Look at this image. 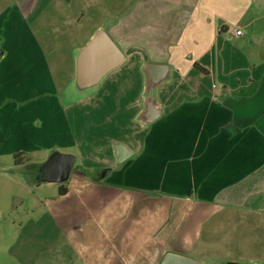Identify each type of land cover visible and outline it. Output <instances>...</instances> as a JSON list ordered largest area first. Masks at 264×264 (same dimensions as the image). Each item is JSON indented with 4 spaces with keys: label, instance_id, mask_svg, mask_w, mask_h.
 I'll use <instances>...</instances> for the list:
<instances>
[{
    "label": "crops",
    "instance_id": "obj_1",
    "mask_svg": "<svg viewBox=\"0 0 264 264\" xmlns=\"http://www.w3.org/2000/svg\"><path fill=\"white\" fill-rule=\"evenodd\" d=\"M12 3L16 17L6 21L18 33L52 24L54 36L55 28H70L62 36L72 41L91 24L68 56L62 91L72 87L75 103L114 92L115 73L128 60L144 89L146 65L167 78L155 89L159 115L147 125L137 119L144 95L125 84L145 132L138 145L114 137L107 152L113 162L102 160L100 175L74 167L66 153L53 152L73 157L62 183L40 179L47 159L37 166L26 189L34 192L31 209L0 230L8 239L0 264H264V0ZM101 34L120 51L115 65L102 52L84 56ZM37 53L32 58L45 56ZM19 175L11 181L23 188ZM43 187L49 191L36 196Z\"/></svg>",
    "mask_w": 264,
    "mask_h": 264
},
{
    "label": "rangeland",
    "instance_id": "obj_2",
    "mask_svg": "<svg viewBox=\"0 0 264 264\" xmlns=\"http://www.w3.org/2000/svg\"><path fill=\"white\" fill-rule=\"evenodd\" d=\"M73 9L75 13V7ZM16 14L12 0H0V49L4 51L0 61V209L7 211L0 215V230L8 229L12 221L19 222L31 209L28 200L34 192L31 188L26 190L34 183L31 174L50 154H71L74 167L85 166L90 176H97L101 174L97 169L106 167L100 162L107 160L110 143L119 141L114 137L138 145L145 132V127L135 121V110L130 106L135 93L126 91L128 85H125H135L140 98H144L143 80L135 72L134 61L128 60L119 74L115 73L119 85L114 92L102 91L97 99H89L84 106L82 102L75 103L79 97L71 96L72 87L62 91L71 69L68 56L91 24L70 41L62 36L70 28L57 27L56 35L60 36H54L52 24L41 27L29 24L30 27L18 33L17 28L6 21L13 20ZM35 37L39 38L41 48ZM37 52L45 56L41 60L34 59ZM50 82L55 83V88L46 91ZM70 82L73 85L74 82ZM29 84L38 86V90H28ZM4 91L6 99H2ZM108 160L112 164V159ZM13 164L22 165L20 172L12 169ZM19 174L24 177L23 188L12 183L16 177L20 179ZM46 191H49L47 187H43L35 195ZM7 241L0 233V252Z\"/></svg>",
    "mask_w": 264,
    "mask_h": 264
},
{
    "label": "water",
    "instance_id": "obj_3",
    "mask_svg": "<svg viewBox=\"0 0 264 264\" xmlns=\"http://www.w3.org/2000/svg\"><path fill=\"white\" fill-rule=\"evenodd\" d=\"M95 52H102L109 58H112L113 61L111 60L107 63L110 64L109 66L115 65V62L121 58L120 51L105 34H101L95 42L89 45L84 52V56L91 57V55ZM2 55L3 51L0 49V58ZM109 66L106 68H109ZM105 70L106 69H103L102 71ZM154 70L155 65L151 64L146 65L143 69V73L145 75V106L137 119L144 125L150 124L159 115V105L155 98V89L167 78H164L161 75L159 77L153 76ZM72 164V156L53 153L49 156L47 161L41 165L40 179L47 182L62 183L67 180ZM168 259L169 258H166L163 264H168Z\"/></svg>",
    "mask_w": 264,
    "mask_h": 264
},
{
    "label": "trees",
    "instance_id": "obj_4",
    "mask_svg": "<svg viewBox=\"0 0 264 264\" xmlns=\"http://www.w3.org/2000/svg\"><path fill=\"white\" fill-rule=\"evenodd\" d=\"M195 67L198 69V70H200L202 73H206V70H204L203 68H200L199 66H196L195 65ZM65 192V188H64V185H61L60 187H59V194L61 195V194H63Z\"/></svg>",
    "mask_w": 264,
    "mask_h": 264
},
{
    "label": "built area",
    "instance_id": "obj_5",
    "mask_svg": "<svg viewBox=\"0 0 264 264\" xmlns=\"http://www.w3.org/2000/svg\"><path fill=\"white\" fill-rule=\"evenodd\" d=\"M232 32H233V34L236 35V36H239V35L241 34L239 28L233 29Z\"/></svg>",
    "mask_w": 264,
    "mask_h": 264
}]
</instances>
